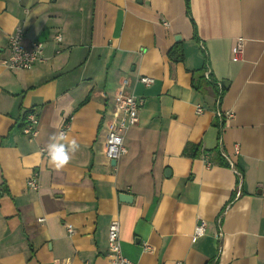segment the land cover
<instances>
[{
	"label": "crops",
	"instance_id": "obj_1",
	"mask_svg": "<svg viewBox=\"0 0 264 264\" xmlns=\"http://www.w3.org/2000/svg\"><path fill=\"white\" fill-rule=\"evenodd\" d=\"M17 28L44 44L30 68L2 63ZM120 91L143 105L112 164ZM66 122L78 147L57 170L47 148ZM1 186L0 264H111L116 219L136 264H264V0H0Z\"/></svg>",
	"mask_w": 264,
	"mask_h": 264
},
{
	"label": "built area",
	"instance_id": "obj_2",
	"mask_svg": "<svg viewBox=\"0 0 264 264\" xmlns=\"http://www.w3.org/2000/svg\"><path fill=\"white\" fill-rule=\"evenodd\" d=\"M24 31L22 28H17L16 32L11 35L9 42V54L2 59V63L9 69H25L30 68L37 62L44 59V44L41 41H34L30 46L23 43ZM57 40H62L61 34L56 36ZM243 51V39H237L235 52L240 54ZM210 69L206 70V77H210ZM141 81L150 84L153 79L144 76ZM218 86H222L219 81ZM219 104V100H217ZM115 104L117 107L116 117L108 122L106 136V154L110 160H118L127 153V147L124 143L125 132L139 122L140 110L143 105V99L124 91H120L115 96ZM203 108L198 107L197 111L202 112ZM217 114L223 119L231 118L232 113L229 111L222 112L217 108ZM39 120L34 112H28L25 115L24 133L33 139L38 133ZM69 123L66 122L60 129L67 135ZM44 151V150H43ZM227 165L231 166L239 176V183L243 180V173L237 169L236 163L232 157H227ZM27 185L30 189L38 190L40 187L39 172L34 170L32 176L28 179ZM43 220V219H41ZM69 233H74L72 225H67ZM206 229L204 221H200L194 231V236L203 235ZM121 224L119 220H112L108 231V256L111 259V264H136L123 254L121 244Z\"/></svg>",
	"mask_w": 264,
	"mask_h": 264
},
{
	"label": "clouds",
	"instance_id": "obj_3",
	"mask_svg": "<svg viewBox=\"0 0 264 264\" xmlns=\"http://www.w3.org/2000/svg\"><path fill=\"white\" fill-rule=\"evenodd\" d=\"M50 139L52 142L47 148L48 162L55 169H62L71 161L72 153L78 145L75 140L71 141L70 144H65L63 142L66 139L64 132L53 134Z\"/></svg>",
	"mask_w": 264,
	"mask_h": 264
},
{
	"label": "trees",
	"instance_id": "obj_4",
	"mask_svg": "<svg viewBox=\"0 0 264 264\" xmlns=\"http://www.w3.org/2000/svg\"><path fill=\"white\" fill-rule=\"evenodd\" d=\"M170 56L172 59L174 60H181L183 59V53L181 51V49L179 47H175L173 48L171 51H170ZM204 71H205V67L203 68V73L201 75V78L200 79H203L205 78V74H204ZM212 79V77H211ZM213 85H215V88L217 90V94L219 96V100L221 99V96H222V93L224 92V85L222 84V86H218V84L216 82H212ZM24 124H25V121H24ZM198 148H196V151H195V154L198 152ZM227 164V162H226ZM4 191V186H1L0 187V196L2 195V192Z\"/></svg>",
	"mask_w": 264,
	"mask_h": 264
},
{
	"label": "water",
	"instance_id": "obj_5",
	"mask_svg": "<svg viewBox=\"0 0 264 264\" xmlns=\"http://www.w3.org/2000/svg\"><path fill=\"white\" fill-rule=\"evenodd\" d=\"M112 164H116L117 160L116 159H112ZM119 197L122 201H127V202H131L133 200V196L131 194H127V193H120Z\"/></svg>",
	"mask_w": 264,
	"mask_h": 264
}]
</instances>
